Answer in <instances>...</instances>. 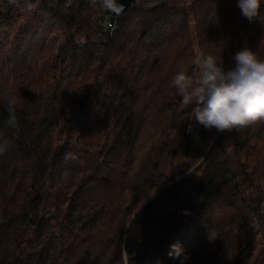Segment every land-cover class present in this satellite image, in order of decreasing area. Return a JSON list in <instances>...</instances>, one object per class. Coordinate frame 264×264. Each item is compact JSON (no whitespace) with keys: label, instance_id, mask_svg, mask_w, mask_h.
<instances>
[{"label":"trees","instance_id":"1","mask_svg":"<svg viewBox=\"0 0 264 264\" xmlns=\"http://www.w3.org/2000/svg\"><path fill=\"white\" fill-rule=\"evenodd\" d=\"M117 18L0 0V264H264V123L209 131L171 87L198 55L264 59V23L237 0ZM231 153L241 182L209 186Z\"/></svg>","mask_w":264,"mask_h":264},{"label":"clouds","instance_id":"2","mask_svg":"<svg viewBox=\"0 0 264 264\" xmlns=\"http://www.w3.org/2000/svg\"><path fill=\"white\" fill-rule=\"evenodd\" d=\"M102 10L119 14L123 5L119 0H92ZM264 0H237L243 18L264 23L261 8ZM29 9L34 5L29 4ZM236 65L225 70L223 59L201 55L193 61L191 70H180L171 79L182 103L191 109V120L217 133L240 131L257 123H264V59L248 48L234 56ZM16 98L9 96L8 123L16 126ZM211 147V144H209ZM7 144L0 139V154Z\"/></svg>","mask_w":264,"mask_h":264},{"label":"built area","instance_id":"3","mask_svg":"<svg viewBox=\"0 0 264 264\" xmlns=\"http://www.w3.org/2000/svg\"><path fill=\"white\" fill-rule=\"evenodd\" d=\"M91 5L100 12L103 20L102 25L107 32V36L113 38L117 34V26H118V15L113 14L109 11L102 10L99 7V4H93L92 0H90ZM163 6V0H133L129 9L134 10H144L148 8H155Z\"/></svg>","mask_w":264,"mask_h":264},{"label":"rangeland","instance_id":"4","mask_svg":"<svg viewBox=\"0 0 264 264\" xmlns=\"http://www.w3.org/2000/svg\"><path fill=\"white\" fill-rule=\"evenodd\" d=\"M199 56L200 55H198V57ZM228 158L229 159L227 160V162L225 164L226 171H225L223 177L219 178V177H216V175L211 176L207 181V184L209 186L214 188V187L220 185L225 178H227V177L231 178L234 176H237L239 178L238 179L239 183L241 182L240 179L243 175V170H242L241 165L238 163V161L235 159V157L232 155V153L228 156ZM220 167L221 166L218 167L219 170L221 169Z\"/></svg>","mask_w":264,"mask_h":264},{"label":"water","instance_id":"5","mask_svg":"<svg viewBox=\"0 0 264 264\" xmlns=\"http://www.w3.org/2000/svg\"><path fill=\"white\" fill-rule=\"evenodd\" d=\"M133 0H119V3L123 5L122 11L119 12V16L123 15L125 12L128 11L129 7L131 6ZM150 206V205H149Z\"/></svg>","mask_w":264,"mask_h":264}]
</instances>
